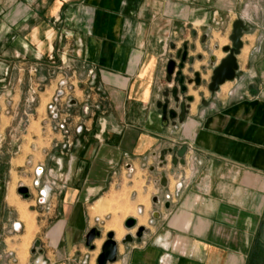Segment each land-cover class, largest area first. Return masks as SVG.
Instances as JSON below:
<instances>
[{
  "label": "crops",
  "instance_id": "0c3cea01",
  "mask_svg": "<svg viewBox=\"0 0 264 264\" xmlns=\"http://www.w3.org/2000/svg\"><path fill=\"white\" fill-rule=\"evenodd\" d=\"M238 19L237 77L212 94ZM184 47L186 92L166 69ZM66 76V128L44 139L70 153L66 187L43 205L13 189L24 161L2 136L33 100L22 89L41 86L39 102ZM164 105L177 113L166 125ZM111 233L113 264L264 262V0H0V264H98Z\"/></svg>",
  "mask_w": 264,
  "mask_h": 264
},
{
  "label": "rangeland",
  "instance_id": "374dc122",
  "mask_svg": "<svg viewBox=\"0 0 264 264\" xmlns=\"http://www.w3.org/2000/svg\"><path fill=\"white\" fill-rule=\"evenodd\" d=\"M37 84L38 83H36V85ZM59 91H62L63 95L58 98L57 93ZM22 92L23 94L27 93L31 95L33 100H30L29 103L22 101L16 105L15 114L17 116L14 125L17 129L16 137L11 138L8 136H2V145L7 149L8 145L6 144L4 146L3 143H12L11 145H14L13 141L15 140L18 157L21 155V159L24 163L22 161L18 162L20 165L18 166L19 172L14 176L13 189L16 190L18 186H24L28 188L30 192L28 198L34 199L35 197H40V190L48 180L56 178L57 176V178H59L66 175V170H64V168H61L60 170L58 160L64 158L66 154L70 155V153L66 151H57L54 147L53 150L50 151L52 147L47 148V146H44V142H46L44 139L48 138V143L50 142V139H53L52 131L55 130V128L59 129V124L62 123L59 122L61 116L67 114L68 110L71 109L69 106L70 104L68 105L67 103L71 100L72 93H70L71 91L67 76L58 82L57 88L53 94L49 92L45 97L43 96V98H40L42 100H39V102L37 97L40 92H42L41 86L38 85V87H35L34 85L33 88L22 89ZM64 94L66 96L65 100H63ZM55 114L58 115V118L56 119L54 118ZM26 134L29 136L27 139H25ZM30 135H32V137H30ZM25 142L28 144L30 143L32 147L26 145L22 147L20 151L19 146ZM35 145L38 147L35 148ZM29 161L31 164H28ZM30 168L33 170L32 174H29L28 172ZM38 168H43L44 170V173L40 178L37 177L35 171ZM36 182H39V187L34 185ZM52 190L55 191L54 188ZM16 192L19 195V192ZM31 203L34 205V210H36V207L40 206L37 201ZM36 220L37 215L35 213L33 216L25 213L23 214L22 221L28 227L31 224L35 226ZM19 231L21 232L22 229ZM257 264H264V262L259 260L257 261Z\"/></svg>",
  "mask_w": 264,
  "mask_h": 264
},
{
  "label": "water",
  "instance_id": "95a60500",
  "mask_svg": "<svg viewBox=\"0 0 264 264\" xmlns=\"http://www.w3.org/2000/svg\"><path fill=\"white\" fill-rule=\"evenodd\" d=\"M244 22L241 19H238L233 24V31L230 35V41L232 43L231 46H227L223 49V52L227 54V56L221 61L220 65L213 70V76L211 78V83L209 85V90L212 94H215L219 91L220 86H222L227 81H234L237 77L238 72V63L237 56L240 54V50L243 47V43L241 40V36L243 33ZM187 48L184 47L182 50L178 52V58L180 60L177 63L175 60H170L167 64V75L169 77L176 76L177 81L180 85V89L182 92H186V87L184 86V78L181 76L182 70L187 62ZM177 70V72H176ZM60 96L61 93H58ZM205 102L204 104H206ZM73 105L74 102L69 103ZM163 123L164 125L168 124V120L174 119L177 117V113L174 110L168 111V105H164L163 107ZM188 147L186 145L182 147H175L173 149V153L175 154L173 157L172 165H184L185 164V156ZM166 173L163 172L161 174L160 185L163 188L168 187V180H166ZM19 195L28 197L29 190L26 187H19ZM43 195V194H42ZM154 202H157V199H154ZM168 205V204H167ZM137 221L135 219H128L125 223V227L127 229H132L136 227ZM145 229L143 227L138 229V232L135 237L141 238L143 236ZM99 232L96 229L91 230L86 237L87 246L91 245V242L95 240V238L99 237ZM108 240L105 242L102 254L98 258V264H113L117 259V244L113 240L114 235L111 233L108 235ZM132 242V238L127 236L124 240V243Z\"/></svg>",
  "mask_w": 264,
  "mask_h": 264
},
{
  "label": "built area",
  "instance_id": "2783aa9c",
  "mask_svg": "<svg viewBox=\"0 0 264 264\" xmlns=\"http://www.w3.org/2000/svg\"><path fill=\"white\" fill-rule=\"evenodd\" d=\"M58 93H61L60 96L57 94L58 98H59V97H62L63 92H62V91H59ZM69 103H70V101H69L67 104L69 105ZM69 106H70V105H69ZM54 118H55V119L58 118V115L55 114ZM65 128H66V122H62V123L59 124V129H60V130H64ZM79 129H81V127H80ZM35 171H36V175H37V177H39V178H40V177L43 175V173H44L43 168H38V169L35 170ZM62 178H63V177H62ZM60 179H61V177H59V178H52V179L48 180V181L46 182V184L41 188L39 199L42 200V204H43V205L46 204V199H47V198L49 197V195H51V193L53 192V190H52L53 188H54V189H56V188H61V190H62V189H64V188L66 187V184H65L64 180H61L62 183L58 185L57 181H59ZM34 185H35L36 187H39V182H36V184H34ZM42 194H43V195H42Z\"/></svg>",
  "mask_w": 264,
  "mask_h": 264
},
{
  "label": "flooded vegetation",
  "instance_id": "af4514ba",
  "mask_svg": "<svg viewBox=\"0 0 264 264\" xmlns=\"http://www.w3.org/2000/svg\"><path fill=\"white\" fill-rule=\"evenodd\" d=\"M22 187H24V186H22ZM29 194H30V192H29ZM29 197V196H28Z\"/></svg>",
  "mask_w": 264,
  "mask_h": 264
}]
</instances>
